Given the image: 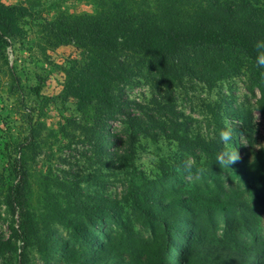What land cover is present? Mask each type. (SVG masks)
I'll use <instances>...</instances> for the list:
<instances>
[{
	"label": "rangeland",
	"instance_id": "obj_1",
	"mask_svg": "<svg viewBox=\"0 0 264 264\" xmlns=\"http://www.w3.org/2000/svg\"><path fill=\"white\" fill-rule=\"evenodd\" d=\"M96 1L2 0L33 11L20 38L0 51V175L8 176L11 144L33 140L31 148L15 154L29 175L28 206L41 237L26 246L27 264H72L70 253L91 256L110 241L135 264H154L158 247L167 242V227L153 213L162 214L178 192L194 189L236 202V215L231 212L236 230L244 228L245 237L253 230L264 241V86L256 60L240 50L205 52L225 68L208 85L124 53L134 73L114 88V107L95 103L80 111L63 95L65 72L88 53L73 44L50 47L43 31L61 13L94 14ZM220 1L264 15V0ZM40 80L45 85L38 96ZM225 131L228 139L222 140ZM163 132L214 142L221 155L183 150ZM101 133L111 134L110 141L101 143ZM146 193L153 203L144 204ZM102 198L115 205L108 210ZM175 208L186 212L181 203ZM196 217L207 230L206 216ZM11 226L0 195V264H18V252L1 244ZM216 228L220 236L227 231L226 219L218 216ZM47 239L44 247L40 242Z\"/></svg>",
	"mask_w": 264,
	"mask_h": 264
},
{
	"label": "trees",
	"instance_id": "obj_2",
	"mask_svg": "<svg viewBox=\"0 0 264 264\" xmlns=\"http://www.w3.org/2000/svg\"><path fill=\"white\" fill-rule=\"evenodd\" d=\"M96 7L94 14L61 13L48 21L43 31L50 47L73 44L88 53L85 61L65 72L63 95L74 100L80 111L95 103L114 107V88L128 83L134 73L123 61L124 53L145 57L166 69H175L179 76L188 75L212 85L215 72L222 74L225 68L209 60L205 52L240 50L256 60L259 50L255 44L260 42L264 47V15L244 4L236 7L220 0H97ZM32 17L33 11L26 4L6 5L0 0V51L20 38L22 23ZM191 51L196 55L190 56ZM256 74L264 86V68L260 67ZM40 83L38 96L45 80ZM163 135L176 141L183 150L221 155L214 142L170 132ZM99 138L101 143L110 141L111 134L101 133ZM111 143L117 148L116 142ZM32 146L29 137L11 144L7 153L8 176L0 175V195L13 217L9 237L1 240V244L4 250L18 252V264H27L26 246L36 238L41 240L35 216L28 206L29 175L22 158L15 156ZM101 149L117 159L122 157L116 149L112 153L103 146ZM145 195L144 204L153 203L152 194ZM102 200L108 210L115 205L110 198ZM180 203L184 214L175 208ZM136 204L144 205L139 200ZM236 207L233 200L196 189L178 192L164 204L162 214L153 213L167 227V242L158 247L154 264H264V241L253 230L248 237L244 228L236 230L235 218L231 216V212L236 215ZM200 213L206 216L207 230L200 228L205 221L201 217L198 221L196 216ZM218 216L228 222V229L221 236L216 228ZM76 231L84 237L81 229ZM49 242L47 239L40 243L47 247ZM69 258L72 264H135L111 241L91 256L84 252L70 253Z\"/></svg>",
	"mask_w": 264,
	"mask_h": 264
},
{
	"label": "clouds",
	"instance_id": "obj_3",
	"mask_svg": "<svg viewBox=\"0 0 264 264\" xmlns=\"http://www.w3.org/2000/svg\"><path fill=\"white\" fill-rule=\"evenodd\" d=\"M255 48L258 51L257 55H256V64L257 66L261 67V68H264V47H261V44L260 42H257L255 44ZM220 138L222 140H227L228 139V133L225 131V132H221L220 133Z\"/></svg>",
	"mask_w": 264,
	"mask_h": 264
}]
</instances>
